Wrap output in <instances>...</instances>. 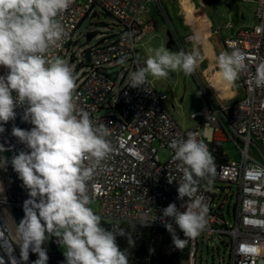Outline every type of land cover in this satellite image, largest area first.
I'll use <instances>...</instances> for the list:
<instances>
[{
    "label": "built area",
    "instance_id": "obj_1",
    "mask_svg": "<svg viewBox=\"0 0 264 264\" xmlns=\"http://www.w3.org/2000/svg\"><path fill=\"white\" fill-rule=\"evenodd\" d=\"M198 1L205 6L204 0ZM157 2L73 0L57 17L65 30L63 41L47 55L49 58L69 56L70 63L76 62V71L81 70V74L76 81L75 102L90 114L93 126L107 128V139L113 147L87 182L91 199L99 202L96 213L106 222L141 225L146 219L150 222L154 214L162 216V209L170 203L179 208L182 201L178 199L177 182L182 172L169 145L174 139H186L190 131L199 132L198 138L207 144L215 159L216 177L210 189L207 184H199L197 195L203 197L209 211L200 235L188 239L189 253L182 264H196L199 237L204 234L227 237L229 264H264V172L258 170L264 169V163L248 153L253 141L264 146V87L254 82L256 66L264 62V0H254L256 25L253 28L242 29L224 39L227 51L239 49L245 54L247 68L239 76L244 96L230 106H213L202 114V124L185 130L177 125L165 105L167 96L155 90L149 79L140 88L129 87V74L143 66L142 61L138 65L136 60L137 45L146 33L144 16ZM96 10L111 17L112 24L103 26L107 32H99L103 35L95 45L79 49V38L84 39L81 45L85 46L95 36L96 32L91 31L86 38L79 34L75 40L82 24L87 19L91 22L96 19ZM128 33L132 34L131 38H126ZM125 56L126 63L117 62ZM6 71L0 67V75ZM122 71L124 75L119 81ZM118 84L120 89L116 93ZM15 111L16 119L3 125L5 131L0 133V144L18 154L21 150H30L12 135L13 126L30 130L33 125L22 119L23 107ZM205 127L210 128V135H205ZM228 141L235 142L239 148V161L220 162L214 153L212 143ZM162 149L168 153L166 162L160 161ZM85 166H89L88 161ZM173 176L177 182L170 184L168 177ZM0 184L4 193V198L0 197V257H3L0 264H16L12 257L18 264H32L30 258L27 262L20 261V248L16 245L15 212L23 211V203L29 197L10 162L0 168ZM234 196L233 215L230 204L227 206L231 220L228 224L225 205ZM150 226L165 228L159 219Z\"/></svg>",
    "mask_w": 264,
    "mask_h": 264
},
{
    "label": "clouds",
    "instance_id": "obj_2",
    "mask_svg": "<svg viewBox=\"0 0 264 264\" xmlns=\"http://www.w3.org/2000/svg\"><path fill=\"white\" fill-rule=\"evenodd\" d=\"M72 3L0 0V67L7 70L0 75V133L5 131L4 124L16 119L15 109L20 107L24 108L22 119L33 125L30 130L12 128V135L30 151L21 150L10 161L0 155V168L10 162L29 197L23 203V218L15 223L16 245L22 262L28 261L30 252L38 255L32 264H47L49 257L42 245L52 237L64 250L65 264H130L136 226H130L132 231L119 223L106 228L90 206L87 182L113 150L108 130L93 126L90 114L78 108L73 69L63 59L47 55L63 41L65 30L57 17ZM202 60L196 49L186 53L148 47L143 66L129 74V87L144 86L149 76L167 79L170 73L181 71L192 75ZM126 61L125 56L118 62ZM136 62L140 64L139 57ZM216 62L222 81L228 85H234L247 68L245 54L239 49L221 52ZM254 82L264 87V62L256 66ZM200 135L190 131L186 139H174L169 145L182 172L179 182L175 176L168 177L170 184L178 183L180 207L170 203L162 209V216L154 214L150 222L146 219L141 224L149 227L159 219L178 250L204 229L209 209L197 192L201 180L210 189L216 177L215 159ZM6 151L10 149L0 144V153ZM174 225L186 239L177 234ZM118 237L126 239L127 249L120 247ZM12 259L18 264L15 257Z\"/></svg>",
    "mask_w": 264,
    "mask_h": 264
},
{
    "label": "rangeland",
    "instance_id": "obj_3",
    "mask_svg": "<svg viewBox=\"0 0 264 264\" xmlns=\"http://www.w3.org/2000/svg\"><path fill=\"white\" fill-rule=\"evenodd\" d=\"M207 6L205 11L209 15L210 19L213 20L215 24L217 22L222 28H228L229 25L233 26L234 29H245L253 28L256 25L255 10L256 3L253 1L241 2L240 0H205ZM96 19L92 22L87 19L82 26L78 29L75 40L78 39V35H84L85 38L91 31L96 32L93 40L82 46L83 38L78 39L77 46L81 48L91 47L95 45L102 37L104 33L107 32L103 28L104 25L110 27L112 24V18L102 14L99 10H96ZM191 14V18L197 19L196 15L192 11H188ZM160 19V17H157ZM98 22H103V24H97ZM162 20L156 23V28L153 34H157V30L162 31V42L156 38L155 41H150L149 47L157 48L158 45L166 47L167 49L177 52L178 49L168 48L169 37L167 33L158 26L161 25ZM100 32V33H99ZM159 34V33H158ZM78 50V49H77ZM226 51V49H225ZM66 64H70L73 69L75 80L77 81L80 77L81 70L76 71V62L70 63L69 56L62 58ZM119 61V60H118ZM117 61V62H118ZM119 63V62H118ZM197 74V75H196ZM124 71L120 73L119 81L123 77ZM198 71L192 75L186 76L181 72L170 73L167 79H157L153 78V86L158 91H163L167 94V99L165 105L173 116L175 122L181 129H191L196 126L197 123L202 121L203 113L208 110L209 94L204 90V85L202 84V79L197 77ZM119 84L116 87V93L119 91ZM239 89L244 90L241 83H239ZM157 145V144H156ZM223 150L227 154L230 161L240 160V151L235 142L228 141L223 143ZM249 155L258 162L264 163V146L257 141H253L248 147ZM0 155L7 157L9 160L13 155H16L14 151H6L0 153ZM159 157L161 162H166L168 158V153L165 149L159 151ZM0 197L4 198V193L2 191V184H0ZM90 206L95 212L99 210V202L95 199H91ZM235 196L231 202L229 199L225 205V216L228 219V224L231 220L227 215V206L230 204L229 210L230 214L233 215ZM203 236V237H202ZM199 237V244L197 246L196 254V264H229V248L226 247L228 239L226 236L218 237L215 234L213 237L206 236L205 234ZM47 252L54 249L59 252L64 250L56 243V238L52 237L50 240L46 241L44 245Z\"/></svg>",
    "mask_w": 264,
    "mask_h": 264
},
{
    "label": "crops",
    "instance_id": "obj_4",
    "mask_svg": "<svg viewBox=\"0 0 264 264\" xmlns=\"http://www.w3.org/2000/svg\"><path fill=\"white\" fill-rule=\"evenodd\" d=\"M249 1L253 2L254 0ZM204 2V7L200 5L198 0H158L156 4L151 5L144 16V30H146V33L137 45V57L140 58V61H144L150 41H155L157 38L163 43L162 31L157 30V34H153V31L157 29L156 23L161 19L162 23L158 26V29L162 30L163 28L167 33L169 37L168 48L184 50L186 53L196 49L203 57L197 68V77L202 79L204 90L210 95L207 103L208 110L205 112L207 113L215 105L230 106L242 99L244 90L239 89V79L234 85L224 83L216 62L217 56L226 49L224 39L233 37L242 29H234L231 25L228 28H222L218 22L215 24L205 11L207 2L205 0ZM189 10L196 15L197 19L191 18ZM157 17H160V19ZM161 46L158 45V47ZM148 79L153 86V78L149 76ZM161 93L167 96L165 92L161 91ZM203 121L204 118L196 126L202 124ZM205 132L210 135V128L205 127ZM224 154L226 153L224 152ZM227 160H229L228 156Z\"/></svg>",
    "mask_w": 264,
    "mask_h": 264
},
{
    "label": "trees",
    "instance_id": "obj_5",
    "mask_svg": "<svg viewBox=\"0 0 264 264\" xmlns=\"http://www.w3.org/2000/svg\"><path fill=\"white\" fill-rule=\"evenodd\" d=\"M211 147L220 162H225L227 160V156L224 154L223 150V143L214 142L211 144ZM200 182L204 185L206 184L204 180ZM23 216V211L15 212L17 224ZM102 224L106 228H111L113 223L102 220ZM131 225L135 224H120L126 231H132ZM135 226L136 229L132 234L133 238L136 240V245L134 248L129 249L130 264H182L183 261L187 259L189 244L187 243L182 250L176 249L172 244V238L166 228L151 226L141 227V225ZM177 234L180 235L182 239H186L179 230H177ZM118 243L122 249H127L129 247L126 239L123 237H118ZM53 248L54 249L47 252L49 257L47 264H65L63 252L55 250L56 247ZM29 258L31 262H33L38 258V255L30 252Z\"/></svg>",
    "mask_w": 264,
    "mask_h": 264
},
{
    "label": "water",
    "instance_id": "obj_6",
    "mask_svg": "<svg viewBox=\"0 0 264 264\" xmlns=\"http://www.w3.org/2000/svg\"><path fill=\"white\" fill-rule=\"evenodd\" d=\"M80 27V24L78 25L77 29ZM87 61H89V54L86 55Z\"/></svg>",
    "mask_w": 264,
    "mask_h": 264
}]
</instances>
